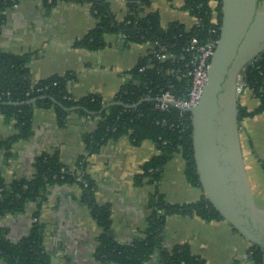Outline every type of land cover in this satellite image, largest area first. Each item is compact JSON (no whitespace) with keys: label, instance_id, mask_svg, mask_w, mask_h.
I'll return each instance as SVG.
<instances>
[{"label":"crops","instance_id":"1","mask_svg":"<svg viewBox=\"0 0 264 264\" xmlns=\"http://www.w3.org/2000/svg\"><path fill=\"white\" fill-rule=\"evenodd\" d=\"M128 0H108L118 21L127 14ZM186 0H151L146 13L158 12L161 25L168 28L181 24L187 31L196 20L184 9ZM213 9L217 3H212ZM264 11V0H260ZM216 16V15H215ZM89 4L59 2L49 8L43 0H21L6 11V22L0 36V51L15 55L34 54L30 64L33 81L54 76L74 75L69 90L75 99L91 94L102 97L107 105L114 101L136 68L152 49L150 44H131L118 36L106 37V47L90 52L75 47L96 26ZM243 106L250 110L259 102L251 92L241 97ZM97 119L72 111L67 125L60 127L53 109L38 108L33 117V136L15 144L14 158L6 161L0 150V173L10 184L17 179L29 180L34 174V163L42 153L60 154L61 162L70 171L77 169V161L86 155L83 136L95 130ZM14 135L12 126L0 115V140ZM240 140L245 166L257 206L264 210V113L240 123ZM158 154L151 141L135 146L129 136L107 143L98 154L87 158V174L96 183V202L110 205L112 228L116 239L130 244L145 237L144 231L152 215L150 200L160 193L167 203L183 205L198 202L205 195L203 189L187 180L186 162L178 153L165 166L161 180L141 185L136 179L143 166ZM82 190L78 185L50 188L41 211L40 221L45 224L44 248L50 264H104L95 258L98 237L102 229L92 218L90 210L81 202ZM36 205L30 204L23 213L0 217V229L5 237L18 242L26 237L35 222ZM189 244L195 256L206 264H232L246 261L252 244L226 220L205 221L198 216L172 215L164 228L162 249ZM157 252L147 264H159ZM0 264H5L0 260Z\"/></svg>","mask_w":264,"mask_h":264},{"label":"trees","instance_id":"2","mask_svg":"<svg viewBox=\"0 0 264 264\" xmlns=\"http://www.w3.org/2000/svg\"><path fill=\"white\" fill-rule=\"evenodd\" d=\"M20 1L0 0V36L6 22V11ZM43 1L49 8L59 2L90 5L97 23L85 38L75 43L76 48L97 52L106 47V37L114 35L121 37L125 46L150 44L152 49L129 73L131 79L113 101L127 106L143 102L139 107L130 109L113 105L101 114L99 112L106 105L101 96L91 94L81 99L73 98L69 85L74 75L54 76L35 82L30 72L34 54L15 55L0 51V115L14 131L10 138L0 140V150L5 152L7 162L14 158L13 146L33 136V117L38 108L53 109L60 127L67 125L68 116L74 108H80L75 111L80 115L97 119L95 130L83 136L86 155L78 159L75 171H70L56 152L37 156L34 174L29 180L17 179L7 184L0 173V217L17 215L30 204L36 205L35 222L26 237L12 242L0 229V260L5 264H50V257L44 248L46 226L40 221L42 208L50 188L78 185L82 190L81 202L102 229L95 253L98 261L104 264H147L159 252V264H206L205 260L192 253L189 244L176 245L171 250L162 249L166 220L172 215L198 216L205 221L224 219L205 195L195 203L172 205L166 202L163 195L156 193L150 200L152 215L144 231L145 237L122 244L117 241L112 228L111 207L96 202V183L87 174L86 168L88 157L98 154L110 141L129 136L133 145L140 146L144 141H151L158 151L143 166V173L136 179L137 184L141 185L145 179L158 183L165 166L180 153L186 162L187 180L192 186L203 189L195 161L192 114L175 107L167 111L157 110L155 100L165 92L177 98H187L191 80L183 75L191 69L194 52L191 43L196 39L198 46H202L211 39L220 40L222 0H217L215 9L212 7L215 0H186L184 9L198 21L189 31L178 23L162 27L158 12L146 13L151 0H128L127 14L122 21L116 19L108 0ZM213 30H216L215 34ZM162 49L176 57L165 62L157 61L155 53ZM143 68L145 70L141 71ZM241 76L245 84L244 94L251 92L259 105L250 110L242 105L240 96L239 125L242 120L264 113V52L244 67ZM35 99H39L35 104H25ZM262 168L264 170V161ZM263 262L264 250L252 245L246 261L236 259L232 264Z\"/></svg>","mask_w":264,"mask_h":264},{"label":"water","instance_id":"3","mask_svg":"<svg viewBox=\"0 0 264 264\" xmlns=\"http://www.w3.org/2000/svg\"><path fill=\"white\" fill-rule=\"evenodd\" d=\"M222 11L208 83L199 104L187 110L192 114L195 161L204 194L215 209L246 240L264 250V210L255 202L245 166L237 95L242 70L264 52V11L260 0H222ZM142 102L133 106L111 102L99 113L113 105L137 108Z\"/></svg>","mask_w":264,"mask_h":264},{"label":"built area","instance_id":"4","mask_svg":"<svg viewBox=\"0 0 264 264\" xmlns=\"http://www.w3.org/2000/svg\"><path fill=\"white\" fill-rule=\"evenodd\" d=\"M217 3V0L213 1ZM216 16H214V22L216 23ZM198 21L196 20V25ZM212 33H216L213 30ZM219 41L209 40L205 45L198 46V42L194 39L191 43L192 49L194 50L191 60V69L188 73L184 74L183 77H188L191 80V86L186 99L177 98L170 92L163 93L159 100L156 102V109L160 111H167L170 107H175L182 112H187L192 108H195L200 100L202 99L205 87L208 83V72L211 64V60L215 54ZM176 56L171 53H167L165 49L155 53V58L159 62H165L170 59H174ZM145 68L141 69L144 71ZM245 92V84L243 83L242 76L239 78L237 83V95L238 97L243 96Z\"/></svg>","mask_w":264,"mask_h":264}]
</instances>
